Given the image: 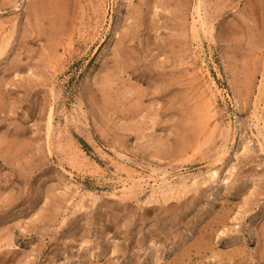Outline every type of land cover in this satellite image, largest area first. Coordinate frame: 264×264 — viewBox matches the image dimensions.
<instances>
[{
	"label": "rangeland",
	"instance_id": "1",
	"mask_svg": "<svg viewBox=\"0 0 264 264\" xmlns=\"http://www.w3.org/2000/svg\"><path fill=\"white\" fill-rule=\"evenodd\" d=\"M200 3L0 0V264H264V0Z\"/></svg>",
	"mask_w": 264,
	"mask_h": 264
},
{
	"label": "bare ground",
	"instance_id": "2",
	"mask_svg": "<svg viewBox=\"0 0 264 264\" xmlns=\"http://www.w3.org/2000/svg\"><path fill=\"white\" fill-rule=\"evenodd\" d=\"M66 2V1H65ZM51 3V2H50ZM62 4V3H61ZM56 5V4H55ZM204 4H203V0H201V3H200V7H202ZM51 6H52V4H51ZM68 6V5H67ZM35 7V6H34ZM50 7V6H49ZM204 7V6H203ZM40 8H41V6H40ZM67 8V7H66ZM205 8V7H204ZM37 9V8H36ZM42 9V8H41ZM37 10H39V9H37ZM45 10V9H44ZM63 10V9H62ZM69 10V9H68ZM218 10V9H217ZM181 11V10H180ZM37 12H39V11H37ZM50 12V11H49ZM206 12V11H205ZM220 12V11H219ZM52 13V12H51ZM180 13V12H179ZM179 13H178V15H179ZM53 14V13H52ZM46 15V14H45ZM63 15V14H62ZM177 15V16H178ZM136 16V15H135ZM184 16V15H183ZM182 16V13H181V17H183ZM205 16V15H204ZM42 17V16H41ZM45 17V16H44ZM207 17V16H206ZM209 17H211V16H209ZM137 18V17H136ZM64 19V18H63ZM138 19V18H137ZM206 18H204L203 19V26L205 27V25H206V20H205ZM62 24V23H61ZM178 28V27H177ZM183 28V27H182ZM186 28V27H185ZM211 28V27H210ZM180 29V28H179ZM193 31H194V36H196V37H198V38H200L201 37V31H200V28H198L197 26H195L194 28H193ZM180 33V32H179ZM121 39V38H120ZM173 41H175V40H173ZM9 42V41H8ZM176 42H177V40H176ZM175 42V43H176ZM181 44V43H180ZM121 46V45H120ZM178 46V45H177ZM180 46V45H179ZM3 47V46H2ZM181 47V46H180ZM6 48V47H5ZM5 48H4V50H5ZM178 50V49H177ZM127 51V50H126ZM4 51H3V49H0V54H2ZM118 53H119V51H118ZM128 53V52H127ZM127 56V55H126ZM118 60V59H117ZM132 60V59H131ZM186 95V94H185ZM183 101V100H182ZM185 101V100H184ZM201 102V101H200ZM185 104V103H184ZM208 107V106H207ZM206 108V107H205ZM154 140V139H153ZM152 140V141H153ZM1 143H2V141H1ZM200 145V144H199ZM188 146H191V144L190 145H188ZM188 148V147H187ZM223 218V217H222ZM215 219V218H214ZM219 219H220V217H219ZM212 223V222H211ZM215 223V222H214ZM219 223V222H218ZM213 224V223H212ZM212 226V225H211ZM216 226V225H215ZM209 227V226H208ZM209 229V228H208ZM212 229V228H211ZM210 229V230H211ZM10 231V230H9ZM214 231V230H213ZM263 232H264V230H263ZM12 233V232H11ZM208 233V232H207ZM10 236V235H9ZM3 237V236H2ZM8 237V236H7ZM9 239V238H8ZM207 244V243H206ZM206 244L204 245V246H206ZM198 246V245H197ZM208 246H209V244H208ZM199 247V246H198ZM234 248H236V245H235V247ZM10 250V249H9ZM191 250V249H190ZM199 250V249H198ZM232 251V250H231ZM11 252V251H10ZM17 252V251H16ZM225 252V251H224ZM199 253V252H198ZM229 254V253H228ZM232 254V253H231ZM231 254H229V255H231ZM235 254V253H234ZM223 255H225L224 253H223ZM240 255V254H239ZM231 256H233V255H231ZM16 257V256H15ZM226 257V256H225ZM242 257V256H241ZM4 258V257H3ZM236 258V257H235ZM233 259V258H232ZM234 260V259H233ZM228 262H230L229 260H228Z\"/></svg>",
	"mask_w": 264,
	"mask_h": 264
}]
</instances>
